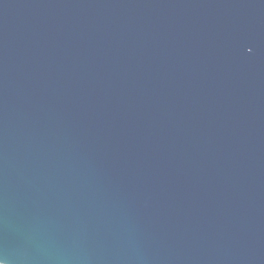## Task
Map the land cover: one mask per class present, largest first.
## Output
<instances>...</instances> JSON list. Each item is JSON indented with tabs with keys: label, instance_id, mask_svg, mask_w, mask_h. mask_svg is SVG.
Listing matches in <instances>:
<instances>
[{
	"label": "water",
	"instance_id": "obj_1",
	"mask_svg": "<svg viewBox=\"0 0 264 264\" xmlns=\"http://www.w3.org/2000/svg\"><path fill=\"white\" fill-rule=\"evenodd\" d=\"M3 264H264V0H0Z\"/></svg>",
	"mask_w": 264,
	"mask_h": 264
},
{
	"label": "snow or ice",
	"instance_id": "obj_2",
	"mask_svg": "<svg viewBox=\"0 0 264 264\" xmlns=\"http://www.w3.org/2000/svg\"><path fill=\"white\" fill-rule=\"evenodd\" d=\"M0 264H3V262H2V261H0Z\"/></svg>",
	"mask_w": 264,
	"mask_h": 264
}]
</instances>
